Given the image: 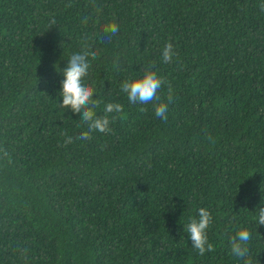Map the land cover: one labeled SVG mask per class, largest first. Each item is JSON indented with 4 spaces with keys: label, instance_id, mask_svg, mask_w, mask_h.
Segmentation results:
<instances>
[{
    "label": "trees",
    "instance_id": "16d2710c",
    "mask_svg": "<svg viewBox=\"0 0 264 264\" xmlns=\"http://www.w3.org/2000/svg\"><path fill=\"white\" fill-rule=\"evenodd\" d=\"M95 3L99 14L90 0H0V264H244L229 242L241 228L264 264V0ZM113 20L118 36L101 43ZM85 36L100 50L97 113L123 105L91 140L59 106ZM169 41L178 58L164 64ZM152 62L161 102L172 90L167 120L121 90ZM62 133L76 139L62 146ZM201 207L213 218L203 256L185 231Z\"/></svg>",
    "mask_w": 264,
    "mask_h": 264
},
{
    "label": "clouds",
    "instance_id": "9594fccd",
    "mask_svg": "<svg viewBox=\"0 0 264 264\" xmlns=\"http://www.w3.org/2000/svg\"><path fill=\"white\" fill-rule=\"evenodd\" d=\"M90 5L96 14L101 12V8L95 3V0H90ZM71 6L70 4L68 5ZM92 19L91 15H86L82 21L83 25H88ZM56 19L53 16L50 20L51 25L56 24ZM120 32V25L115 20L106 23L102 29V35L98 36L101 43L111 42L114 37H117ZM85 43L80 50L73 52L68 57L67 67L63 70L64 79L61 82L62 104L59 106L63 109L71 110L73 113L81 114L80 121L86 126L78 139L91 140L93 132L107 134L112 131L110 127L117 120V114L123 112V105L118 102H107L103 107V115L97 113L101 101L93 99L96 94L95 87L88 82L89 71L93 66V62L99 58L100 50L94 46V43L89 42L87 36L84 38ZM174 58H178L176 46L169 41L161 51V62L164 64L171 63ZM119 57L117 56L113 63L117 65ZM163 77L158 75L155 62L146 67L141 76H133L126 79L121 84V90L127 94V99L130 104L147 105L154 103L155 115L159 118L167 120L168 105L172 103V90L168 89L167 103L161 102L159 92L165 84ZM158 102V103H156ZM141 112L146 111L145 108H140ZM65 137L62 146H68L74 142V137L68 136L67 133H62ZM0 157H6L11 163V156L7 149L0 148ZM257 224L264 225V207H258ZM212 215L208 208L201 207L198 210V218L191 219L187 224L185 231L189 234L192 241V247L200 256L206 252L213 251V244L209 242L208 228L212 223ZM251 233L246 228H241L236 231L235 235L230 237V247L233 256L239 258L244 264H253L251 253L249 250V242Z\"/></svg>",
    "mask_w": 264,
    "mask_h": 264
}]
</instances>
